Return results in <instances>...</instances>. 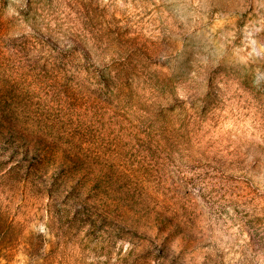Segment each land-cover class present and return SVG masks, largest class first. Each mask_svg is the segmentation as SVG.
I'll use <instances>...</instances> for the list:
<instances>
[{
    "label": "rangeland",
    "instance_id": "374dc122",
    "mask_svg": "<svg viewBox=\"0 0 264 264\" xmlns=\"http://www.w3.org/2000/svg\"><path fill=\"white\" fill-rule=\"evenodd\" d=\"M0 264H264V0H0Z\"/></svg>",
    "mask_w": 264,
    "mask_h": 264
}]
</instances>
